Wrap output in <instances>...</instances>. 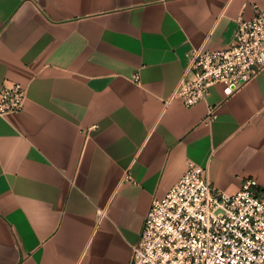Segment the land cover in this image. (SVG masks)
<instances>
[{
	"label": "crops",
	"instance_id": "crops-1",
	"mask_svg": "<svg viewBox=\"0 0 264 264\" xmlns=\"http://www.w3.org/2000/svg\"><path fill=\"white\" fill-rule=\"evenodd\" d=\"M253 4L0 0V84L26 91L0 117V264H128L188 162L229 193L264 189V68L190 107L173 96L191 49L226 47Z\"/></svg>",
	"mask_w": 264,
	"mask_h": 264
},
{
	"label": "built area",
	"instance_id": "built-area-1",
	"mask_svg": "<svg viewBox=\"0 0 264 264\" xmlns=\"http://www.w3.org/2000/svg\"><path fill=\"white\" fill-rule=\"evenodd\" d=\"M252 10L251 18L237 19L226 47L191 49L173 92L186 107L205 99L211 85L222 84L226 91L233 86V92L264 68V10L256 4ZM25 99L19 82L3 81L0 117L20 111ZM128 264H264V189L247 177L229 193L188 162L167 193L151 200Z\"/></svg>",
	"mask_w": 264,
	"mask_h": 264
},
{
	"label": "water",
	"instance_id": "water-1",
	"mask_svg": "<svg viewBox=\"0 0 264 264\" xmlns=\"http://www.w3.org/2000/svg\"><path fill=\"white\" fill-rule=\"evenodd\" d=\"M231 88H233V86L228 87L227 92H229L231 90Z\"/></svg>",
	"mask_w": 264,
	"mask_h": 264
}]
</instances>
